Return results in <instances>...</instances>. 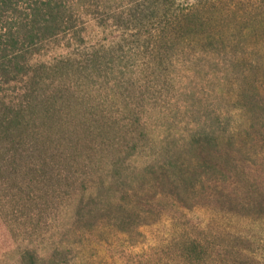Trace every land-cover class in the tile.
<instances>
[{"label": "rangeland", "instance_id": "obj_1", "mask_svg": "<svg viewBox=\"0 0 264 264\" xmlns=\"http://www.w3.org/2000/svg\"><path fill=\"white\" fill-rule=\"evenodd\" d=\"M146 1L107 0V10L85 20L84 40L38 57L78 56L80 73L18 94L21 155L0 160V264H20L27 250L44 264H264V208L257 216L215 202L189 209L164 202L163 218L131 235L94 203L76 220L89 174H98L90 157L100 149L98 155L91 146L122 145L127 157L138 146L131 163L144 166L150 149L175 145L200 126L245 127L238 94L246 76L264 93V30L251 28L264 19V0H220L249 27L241 23V35L231 32L225 45L205 51L166 44V18ZM43 131L51 147L66 134L81 152L37 157L34 141Z\"/></svg>", "mask_w": 264, "mask_h": 264}, {"label": "trees", "instance_id": "obj_2", "mask_svg": "<svg viewBox=\"0 0 264 264\" xmlns=\"http://www.w3.org/2000/svg\"><path fill=\"white\" fill-rule=\"evenodd\" d=\"M146 2L152 11L154 8L166 18L162 29L165 43L177 44L181 50L205 51L208 46L219 49L231 32L233 37L241 35V23L242 30L249 27L246 17L242 20L236 10L225 8L220 0ZM108 4L107 0H0V160H16L21 155L22 108L18 94L49 90L47 81L56 75L80 73L75 66L78 56L49 63L38 57L64 41L71 44L84 40L82 32L88 28L85 20L91 16L97 19L96 14L107 10ZM251 28L263 31L264 19ZM92 56L96 64L97 55ZM250 77H245L238 94L248 121L245 127L200 126L175 145L163 142L150 149L151 159L144 166L131 163L138 146H133L129 157L120 155L122 145L91 146L90 152H100L99 157H90L93 172L98 174H89V188L85 187L87 193L80 195L76 220L91 203L128 235L138 232L141 226L159 222L166 209L164 202L187 209L215 202L228 204L231 209L252 208L257 216L261 215L264 93ZM58 138L51 147L49 133L41 132L34 141V155L45 160L49 154L64 158L81 152V145H71L66 134ZM20 264L44 263L35 252L27 250Z\"/></svg>", "mask_w": 264, "mask_h": 264}]
</instances>
